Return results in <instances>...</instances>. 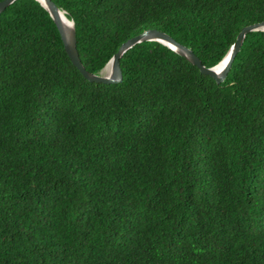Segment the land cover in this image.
<instances>
[{
    "label": "trees",
    "instance_id": "16d2710c",
    "mask_svg": "<svg viewBox=\"0 0 264 264\" xmlns=\"http://www.w3.org/2000/svg\"><path fill=\"white\" fill-rule=\"evenodd\" d=\"M52 1L92 73L149 28L211 67L264 20V0ZM119 65L90 82L37 0L0 13V264H264V31L221 82L157 41Z\"/></svg>",
    "mask_w": 264,
    "mask_h": 264
},
{
    "label": "water",
    "instance_id": "95a60500",
    "mask_svg": "<svg viewBox=\"0 0 264 264\" xmlns=\"http://www.w3.org/2000/svg\"><path fill=\"white\" fill-rule=\"evenodd\" d=\"M13 1L15 0H1L0 13ZM37 1L48 11L49 15L54 21L59 31L65 52L67 53L71 63L79 70L84 78L90 82L96 83H115L120 81L122 74L119 65V59L132 46L144 41L160 42L179 55L185 57L191 64L195 65L201 73L209 75L216 82H221L225 78L232 60L236 52L239 50L245 35L250 31H264V20L243 26L238 32L235 41L229 47L223 58L216 65L206 67L201 63L198 56L195 55V53L190 48L179 43L164 31H161L157 28H149L129 37L127 40L122 42L116 52L102 68V70L99 71V73H92L85 69L80 60L76 46V36L73 21L68 19L66 16L63 17L62 12L64 13V11L61 10L52 0ZM108 67L110 69L109 73H103V71Z\"/></svg>",
    "mask_w": 264,
    "mask_h": 264
},
{
    "label": "bare ground",
    "instance_id": "6f19581e",
    "mask_svg": "<svg viewBox=\"0 0 264 264\" xmlns=\"http://www.w3.org/2000/svg\"><path fill=\"white\" fill-rule=\"evenodd\" d=\"M62 15H63V17H65V15H64V13L62 12ZM109 71H110V69H109V67L108 68H106L104 71H103V73H106V74H108L109 73Z\"/></svg>",
    "mask_w": 264,
    "mask_h": 264
}]
</instances>
